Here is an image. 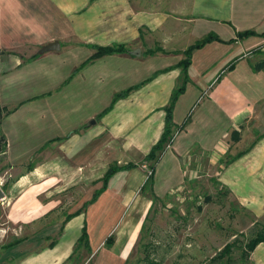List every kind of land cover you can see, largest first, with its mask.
<instances>
[{
    "label": "crops",
    "instance_id": "crops-1",
    "mask_svg": "<svg viewBox=\"0 0 264 264\" xmlns=\"http://www.w3.org/2000/svg\"><path fill=\"white\" fill-rule=\"evenodd\" d=\"M117 2L118 14L100 19L95 0H0V158L12 170L29 164L10 184L0 175V264H126L150 202L146 157L184 84L179 63L210 33L224 42L192 53L173 138L151 168L154 192L183 183L197 150L220 166L218 181L239 203L264 217V0ZM245 31L256 34L239 39ZM53 42L60 48L45 52ZM155 44L164 52L148 54ZM113 45L128 52L94 58L95 47ZM129 163L136 167L116 173L92 202L110 166ZM69 195L77 200L67 210ZM84 230L89 247L79 244ZM251 262L264 264V242Z\"/></svg>",
    "mask_w": 264,
    "mask_h": 264
},
{
    "label": "rangeland",
    "instance_id": "rangeland-1",
    "mask_svg": "<svg viewBox=\"0 0 264 264\" xmlns=\"http://www.w3.org/2000/svg\"><path fill=\"white\" fill-rule=\"evenodd\" d=\"M132 7L141 9L143 6L132 2ZM94 12L100 19L108 13L117 15L119 3L117 0H95ZM143 31L148 35L146 29ZM157 46L155 44L154 48ZM5 121L0 131L6 133ZM11 126L8 122V128ZM36 158L30 163L37 162ZM232 158L231 154L225 155L222 165ZM210 160L209 155L192 151L186 161L184 182L165 190L167 192L161 196L154 192V185L145 184L143 193L150 202L141 210L140 226L126 264H147L146 257L159 264H213L212 258L228 243L238 239L240 244H245L253 236L254 229L264 227V217L258 218L243 207L230 188L218 181L216 174L220 166L214 167ZM150 164L154 163L146 164L149 176L152 174ZM28 167L29 164L17 165L12 170L0 158V175L11 178L4 179V184H10ZM76 200L70 195L66 197L65 209ZM83 201L85 199L78 198L77 204L81 206ZM240 256L241 250H237L234 258L239 260Z\"/></svg>",
    "mask_w": 264,
    "mask_h": 264
},
{
    "label": "trees",
    "instance_id": "trees-1",
    "mask_svg": "<svg viewBox=\"0 0 264 264\" xmlns=\"http://www.w3.org/2000/svg\"><path fill=\"white\" fill-rule=\"evenodd\" d=\"M256 34L253 31H245L242 33L238 34L239 39H243L245 37H248L250 35ZM264 36V34H263ZM213 41H222L216 34L210 33L207 36H205L203 39L200 41H197L194 45L190 46L186 51H185V59L182 60L179 63V66L183 68L184 72V84L176 89L172 95L171 101L169 106L166 108L167 111V116H166V126L164 133L161 137V139L157 142V144L152 148L150 153L147 155L146 160L148 162H153L154 164L158 161L162 153L165 151L166 147L168 144L171 142V139L173 138L174 135V122H173V110L174 106L179 98V96L184 92L185 90V83L187 82V77L185 78L187 74V69L189 64L191 63V56L192 53L195 49L201 48L204 45L213 42ZM232 42L229 41L228 43ZM97 52L94 55V58L105 56V55H112V54H119V53H126L128 52V49L126 48L125 45H113V46H107V47H95ZM157 52H164L162 48L158 47L155 50H149L148 54L154 55ZM131 89H128L124 91L121 94H118L115 97L116 99H119L121 97H125L131 92ZM108 111V110H107ZM107 111H105L103 114H105ZM4 115V109L1 106L0 103V123L2 121ZM7 149V141L4 136H0V155L4 154ZM154 164H152L151 168L154 169ZM136 165L129 163L124 166H120L118 164H112L105 174L103 178V184L104 187L100 191L96 192L95 196L92 199V202L96 201L98 196L100 195L101 192L106 188L107 184L109 183V180L118 172L120 171H127L132 168H135ZM152 174L150 175L147 184H149L151 187L154 185V178H153V170L151 171ZM145 188V187H144ZM253 236L246 242L245 244H240V241L238 239H235L234 241L228 243L219 253L212 258V263L213 264H238V262H243L244 264L252 263L251 262V254L253 251L256 249V247L264 242V227L261 229L257 228L253 230ZM114 242V238H110L108 240V244L111 245ZM80 245H84L86 247H89V234L87 230H84L83 236L81 237L79 241ZM237 250H241V256L240 259L237 260L234 258V254ZM146 263L147 264H159L157 261L151 260L150 257H146Z\"/></svg>",
    "mask_w": 264,
    "mask_h": 264
},
{
    "label": "water",
    "instance_id": "water-1",
    "mask_svg": "<svg viewBox=\"0 0 264 264\" xmlns=\"http://www.w3.org/2000/svg\"><path fill=\"white\" fill-rule=\"evenodd\" d=\"M60 48V45L58 42H53V43H50L49 45H47L45 48H44V51L47 52V51H51V50H56V49H59ZM140 52L137 51V54H139ZM96 121L93 120L92 121V124H95ZM6 198V194L5 192L3 191V189L0 187V201L4 200Z\"/></svg>",
    "mask_w": 264,
    "mask_h": 264
}]
</instances>
